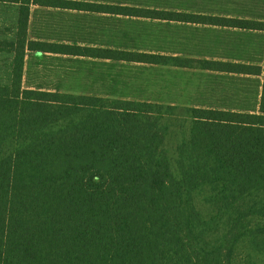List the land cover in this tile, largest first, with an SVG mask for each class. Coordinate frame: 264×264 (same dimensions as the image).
<instances>
[{"label":"trees","instance_id":"1","mask_svg":"<svg viewBox=\"0 0 264 264\" xmlns=\"http://www.w3.org/2000/svg\"><path fill=\"white\" fill-rule=\"evenodd\" d=\"M0 2L18 7L0 40L11 56L0 264H264V15L162 0ZM31 8L88 21L63 29L69 42L29 38ZM34 54L40 72L48 57L85 65L95 88L22 84ZM160 68L198 73V96L144 97L140 80Z\"/></svg>","mask_w":264,"mask_h":264},{"label":"rangeland","instance_id":"2","mask_svg":"<svg viewBox=\"0 0 264 264\" xmlns=\"http://www.w3.org/2000/svg\"><path fill=\"white\" fill-rule=\"evenodd\" d=\"M172 4L177 6L185 7L189 6L192 9H198L204 13H211V4L217 5L221 12L231 14L233 17L242 18L244 16H255L261 17L264 15V0H171ZM170 0H162V3H171ZM17 5L7 2H0V40H10L14 34L15 23L17 19ZM33 13H38L37 18L34 19L35 28L31 29L28 36L29 38H37L38 36H50L52 40L69 42L71 40L70 33H63L64 28L66 31L70 32L74 29L71 28L72 25H81L87 23L88 20L82 21L81 18L75 17V14H70L68 12H60L52 9H36ZM48 17V18H47ZM46 25L50 28L46 29ZM163 29V26H162ZM168 29V28H167ZM176 29L170 28L169 30H162V43L169 34H171ZM174 36V33H173ZM80 37H76L78 39ZM247 41L250 38H246ZM259 41L251 42L253 48L259 47ZM42 56L40 54H34L33 59L25 60L26 70L29 71V75L25 74L22 78V84L28 83L30 87L34 85L43 83H49L51 81H56L59 84H54L59 90L67 91L72 90L74 92H79L82 90H93L95 87L91 85V80L97 78V74L91 75L86 73V66L79 64L75 61H68V59H54L48 57L46 60V65L48 67V72L45 70L40 72V66L37 65L41 61ZM10 64L11 56L6 53L0 52V84H5L9 81L10 75ZM43 65L44 62H43ZM71 67V68H70ZM72 69V71L70 70ZM166 68H160L152 76L149 74L146 77L150 78L149 82L146 83L140 80L142 83V88L147 89L145 96H150L154 99H158L157 94L161 95L160 100L166 99V96H187V97H176V100L186 101L193 98L190 96H198L197 87L200 84V76L198 73L192 71L190 75L182 77V75H174V73H167ZM56 71H61L64 75L55 74ZM71 71V72H70ZM128 71V70H126ZM40 73L46 74L42 75ZM71 73H81L78 77L73 78L74 75ZM9 76V77H8ZM178 90L183 91V93ZM208 96V95H206Z\"/></svg>","mask_w":264,"mask_h":264}]
</instances>
